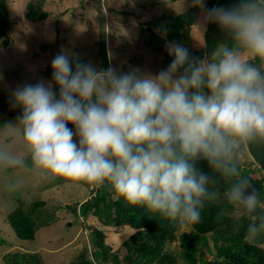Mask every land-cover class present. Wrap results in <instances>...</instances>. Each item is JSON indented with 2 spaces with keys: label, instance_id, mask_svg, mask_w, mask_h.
<instances>
[{
  "label": "clouds",
  "instance_id": "obj_1",
  "mask_svg": "<svg viewBox=\"0 0 264 264\" xmlns=\"http://www.w3.org/2000/svg\"><path fill=\"white\" fill-rule=\"evenodd\" d=\"M192 4L204 9L193 30L215 24L223 34L203 57L170 41L174 59L151 75L97 68L62 48L51 81L13 90L11 107L22 114L0 123L9 191L22 188L19 173L52 175L109 185L182 227L222 204L217 218L231 210L238 224L246 220V241L264 234V189L242 167L253 146H264V0Z\"/></svg>",
  "mask_w": 264,
  "mask_h": 264
},
{
  "label": "rangeland",
  "instance_id": "obj_2",
  "mask_svg": "<svg viewBox=\"0 0 264 264\" xmlns=\"http://www.w3.org/2000/svg\"><path fill=\"white\" fill-rule=\"evenodd\" d=\"M33 1L39 0H6L12 27L8 34L11 45L7 48L0 41V75L3 76L0 123L15 122L22 114L21 108L11 107L13 90L25 84L52 80L51 61L62 48L72 50L82 61L91 62L97 68L112 66L124 73L138 70L140 74L156 75L171 63L166 50L169 41L161 43L156 37L165 38L161 26L172 22L167 18L192 7L198 8L194 25L203 18V9L193 6L192 0H179L178 3L171 0H44L43 9L49 17L33 23L26 19L28 4ZM153 22L157 25H150ZM193 26L187 34H182L180 45L201 50L205 45V32L193 30ZM103 43L108 65L101 53ZM74 139L77 138L74 136ZM250 156L249 153L242 167L258 169L254 168ZM18 175L24 180L22 188L9 191L6 183L10 176L0 171V237L5 241L0 244V264H5L13 254L25 256V261L34 259L36 264H69L84 254L91 258L94 246L90 234L94 229L107 233V244L113 239V233H117L118 237H114L120 243L114 245L115 250L125 239L123 228L102 226L93 216L79 217L80 208L74 205L90 200L91 192L97 187L40 173ZM254 178L264 180V173H256ZM19 200L26 205L36 201L45 203L37 215L47 224L40 228L35 242L19 241L9 225L8 217ZM190 230V226H181L177 237ZM214 237V234L208 236L212 254L201 248L209 261L217 252ZM255 243L264 246V234ZM179 245L177 239L168 244L167 251L178 255Z\"/></svg>",
  "mask_w": 264,
  "mask_h": 264
},
{
  "label": "trees",
  "instance_id": "obj_3",
  "mask_svg": "<svg viewBox=\"0 0 264 264\" xmlns=\"http://www.w3.org/2000/svg\"><path fill=\"white\" fill-rule=\"evenodd\" d=\"M171 1L179 2V0ZM235 2L236 0H205V8L230 7ZM43 7L44 0L30 2L26 19L33 23L48 19L49 13ZM197 10V7H192L184 13L168 17L167 19L172 20L171 24L161 26L162 30H167L166 39L157 35L159 42L166 43L168 40L180 44L182 34H187L190 27L194 25L196 21L194 15ZM150 25H157V23L153 22ZM11 27L6 0H0V41L7 48L11 45L8 38ZM222 35L217 25L209 24L204 33V47L201 50L186 48L190 57H203L206 52L211 51ZM102 47L101 53L104 62L108 65L104 43ZM169 59L172 62L174 57L171 56ZM55 90L59 91L58 88ZM249 153L254 159V168L258 169L243 168L244 174L252 176V182L257 189H264V180L258 181L254 178L256 173L264 172V146H253ZM202 167L208 171L206 164L202 163ZM90 197V200L74 205L76 209L80 208L79 217L93 216L102 226L123 228L126 231V237L115 250L114 245L120 243L115 238L118 234L113 233V239L110 244H107V233L104 230L94 229L90 234L94 246L92 257L89 258L84 254L69 264H122L123 262L125 264H264V246L245 240L246 220L238 224L230 216L231 210L226 212L222 219L217 218L222 204L206 207L202 213L201 222L190 226V232L182 233L178 238L177 233L181 226L149 211L144 206L126 202L122 197H118L109 185L93 190ZM44 207L43 201L28 205L21 200L18 201V206L9 215L8 221L19 241H37L38 231L47 224L40 215H37ZM209 234H214V245L217 249L215 259L210 261L201 251V248H204L206 253H213L209 245ZM177 239L180 242L178 255L167 251L168 244ZM0 244H5L1 237ZM9 259L5 260V264H11ZM11 259L14 264H36L34 259L25 261V256L19 254H13Z\"/></svg>",
  "mask_w": 264,
  "mask_h": 264
},
{
  "label": "water",
  "instance_id": "obj_4",
  "mask_svg": "<svg viewBox=\"0 0 264 264\" xmlns=\"http://www.w3.org/2000/svg\"><path fill=\"white\" fill-rule=\"evenodd\" d=\"M68 127H69V128H73V129H74V126H73V125H71V124H69V125H68Z\"/></svg>",
  "mask_w": 264,
  "mask_h": 264
},
{
  "label": "bare ground",
  "instance_id": "obj_5",
  "mask_svg": "<svg viewBox=\"0 0 264 264\" xmlns=\"http://www.w3.org/2000/svg\"><path fill=\"white\" fill-rule=\"evenodd\" d=\"M145 40V39H144ZM94 198V197H93Z\"/></svg>",
  "mask_w": 264,
  "mask_h": 264
}]
</instances>
